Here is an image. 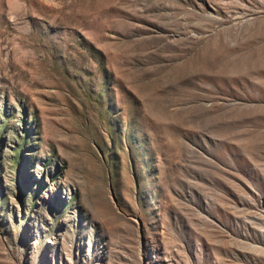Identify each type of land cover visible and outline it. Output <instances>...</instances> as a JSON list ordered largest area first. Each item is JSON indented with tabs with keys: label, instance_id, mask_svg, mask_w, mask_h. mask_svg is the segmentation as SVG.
<instances>
[{
	"label": "rangeland",
	"instance_id": "rangeland-1",
	"mask_svg": "<svg viewBox=\"0 0 264 264\" xmlns=\"http://www.w3.org/2000/svg\"><path fill=\"white\" fill-rule=\"evenodd\" d=\"M0 264H264V0H0Z\"/></svg>",
	"mask_w": 264,
	"mask_h": 264
}]
</instances>
